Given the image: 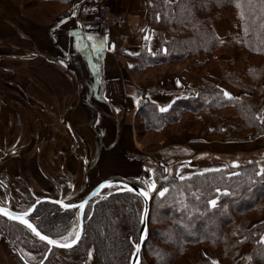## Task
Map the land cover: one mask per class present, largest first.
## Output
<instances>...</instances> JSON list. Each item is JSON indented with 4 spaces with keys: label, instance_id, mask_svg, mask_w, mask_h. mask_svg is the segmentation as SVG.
Instances as JSON below:
<instances>
[{
    "label": "trees",
    "instance_id": "1",
    "mask_svg": "<svg viewBox=\"0 0 264 264\" xmlns=\"http://www.w3.org/2000/svg\"><path fill=\"white\" fill-rule=\"evenodd\" d=\"M144 1L158 49L155 53L139 51L129 69L137 72L188 63L200 87L194 95L174 100L166 111L150 102L145 92L135 91L137 132L160 133L175 126L181 114L195 117L205 111L198 117L200 140L217 135L220 141L233 143L245 140L247 134L250 139L262 137L264 0ZM225 11L232 14L234 25L220 36L215 24ZM213 72L237 87L239 95L225 96ZM259 158L183 178L161 165L153 166L155 186L150 193L147 240L140 264H238L240 250L247 244L251 264H264V154ZM129 182L142 186L139 179ZM164 189L167 191L161 196ZM110 193L107 190L86 208L83 235L70 251L84 258L92 247L96 264H128L138 238L142 200L129 192ZM30 221L45 236L63 242L71 239L68 232L76 226L77 216L76 211L41 203ZM0 236L15 251L20 264H35L48 252L28 229L1 217ZM20 246L33 256H23ZM56 251L52 249L43 264H57L52 261ZM73 264L86 261L78 259Z\"/></svg>",
    "mask_w": 264,
    "mask_h": 264
},
{
    "label": "crops",
    "instance_id": "2",
    "mask_svg": "<svg viewBox=\"0 0 264 264\" xmlns=\"http://www.w3.org/2000/svg\"><path fill=\"white\" fill-rule=\"evenodd\" d=\"M89 1L39 2L25 11L10 0L8 4L0 0V113L8 116L0 119L7 125L29 120L39 126L42 141L63 139L64 150L58 148L63 157L70 156L71 145L65 141H111L106 149L99 145L101 151L97 146L92 167L96 170L98 159L113 158L121 141L138 138L135 91L145 92L150 102L166 111L177 98L194 95L198 85L187 63L129 69L139 51L158 49L144 0H95L127 18L125 26L108 36L92 24L52 25L61 11ZM100 165L105 170L111 167L104 159Z\"/></svg>",
    "mask_w": 264,
    "mask_h": 264
},
{
    "label": "rangeland",
    "instance_id": "3",
    "mask_svg": "<svg viewBox=\"0 0 264 264\" xmlns=\"http://www.w3.org/2000/svg\"><path fill=\"white\" fill-rule=\"evenodd\" d=\"M1 1L5 4L9 2V0ZM10 1L25 11L31 10L35 5L32 0ZM233 25L232 14L225 11L221 13L215 27L217 33L223 36L231 31ZM215 73L213 72V75L218 78V83L223 89L229 88L239 95L240 90L237 87L227 84L224 78H220ZM195 80L200 87V81L197 78ZM204 113L205 111H201L195 117L188 113L181 114L175 126L168 127L160 133H138L136 141H121L120 146L115 148V156L107 158L108 160L104 157L99 158L98 168L95 170L94 167L92 170L98 156L95 155L97 146L101 151L99 145L106 149L107 146L110 147L111 141H65L66 144L71 145L70 156L63 157L59 154L64 150L62 149L63 139L42 141L43 138L38 135L39 126L29 123V120L27 122L22 120V124L20 122L14 125L4 124L1 119L8 116L1 112L0 205L8 203L10 209L26 212L36 199L47 195L57 198L59 193L64 197L74 198L71 203H75L100 181L108 178L126 182L139 179L142 182H140L141 187L147 188L152 193L154 187L150 188L149 185L154 184L151 178L153 166L161 165L177 177L183 178L196 173L219 170L235 163L241 164L252 159L260 160V154H264V135L250 139V134H247L245 140L233 143L222 142L217 135L200 140L199 132L202 125L198 117ZM258 115L260 117V111ZM59 147L61 151H58ZM40 152L44 156L40 155ZM103 159L111 165L109 170L102 169L100 164H103ZM77 232L78 221L75 227L69 229L68 234L72 236L71 239L63 242L55 241L69 243L76 237ZM247 247L250 249V255H248ZM74 248L75 246L68 249L67 253H63L62 250L56 251L52 261L56 260L57 262H54L57 264H73L78 259H84L86 264H96L92 247L84 258L70 251ZM19 252L25 257L33 256L23 246L19 247ZM42 260L38 261L36 258L33 262L38 261L35 263L38 264ZM237 263L251 264L250 245L247 244L241 248ZM0 264H20L15 251L13 252L7 246L2 236H0Z\"/></svg>",
    "mask_w": 264,
    "mask_h": 264
},
{
    "label": "water",
    "instance_id": "4",
    "mask_svg": "<svg viewBox=\"0 0 264 264\" xmlns=\"http://www.w3.org/2000/svg\"><path fill=\"white\" fill-rule=\"evenodd\" d=\"M106 181H108L110 183H105ZM102 184L104 186L100 187ZM108 189H115V190H113L112 193H110L108 195L116 194V193L129 192V193H133V194L137 195L142 200L143 205H142V210H141V214H140L139 232H138L137 241L135 243V244H139L140 247H139L137 255H133V253H136V251H137L135 248V244L133 245V249H132L129 261H128V264H133V261H135V264H140L141 250H142V247L147 240V218H148V213H149V203H150L151 194L147 188L145 189L144 187L137 186V185L132 184L130 182H126L124 180L112 179V178L104 179V180L100 181L95 187L91 188L89 190L88 194L83 198V200H81L78 203H74V204H67L66 198L62 199L61 196L58 199H52V198L45 197V198L36 199L34 204H33V205H35V207H33V205L30 207L32 209L31 211L18 212V211H14V210L10 209L8 206V203H5L4 205H0V208L5 209L9 213L16 214L17 218H12L11 216L5 215L2 212H0V217L3 219H6L8 221L17 223L19 225H22L23 227L28 229L37 238L38 241L42 242L43 244H45L48 247V252L46 253L42 262L38 263V264H43V262L46 260V258L48 256L49 252L52 249L68 250V249H72L74 246H76L78 244V242L80 241V239L83 235V214H84L85 207L88 205V203L92 199L100 196L104 190H108ZM129 189H132V190L130 191ZM142 192H147L148 193L147 197L142 195ZM42 202H49V203L55 204L63 210L76 209L78 211V214H79V218H78L79 238L77 239V237H75L73 239V240H76V243L73 244L71 241V242L65 243V244L59 243V242H56L55 244H49L47 240H41L40 237L37 236L32 231V229L27 226V224L22 222V220L20 218L21 214L27 213L26 215L23 216V219L27 220L29 223L32 224L33 227L36 228V226L30 221V217L34 213V211L36 210L38 205ZM82 202L84 203V207L80 208L79 205ZM64 205H71L72 207H64ZM142 217H143V223L141 222ZM37 231H39V230L37 229ZM42 235H44V234H42ZM49 239H51V238H49Z\"/></svg>",
    "mask_w": 264,
    "mask_h": 264
},
{
    "label": "built area",
    "instance_id": "5",
    "mask_svg": "<svg viewBox=\"0 0 264 264\" xmlns=\"http://www.w3.org/2000/svg\"><path fill=\"white\" fill-rule=\"evenodd\" d=\"M64 21H76L82 24H92L99 26L103 34L108 36L114 28L127 24V18L123 12L115 11L109 5L100 4L95 0L89 1L84 6L72 5L59 13L52 25H57ZM114 60L118 62V55L113 52Z\"/></svg>",
    "mask_w": 264,
    "mask_h": 264
},
{
    "label": "snow or ice",
    "instance_id": "6",
    "mask_svg": "<svg viewBox=\"0 0 264 264\" xmlns=\"http://www.w3.org/2000/svg\"><path fill=\"white\" fill-rule=\"evenodd\" d=\"M157 18H159V16H157ZM88 39L91 40L92 37H88ZM146 39H147V37H146ZM224 95H225V96H229L230 94H229L228 92L225 91V92H224ZM160 111H165V109H164V108H161ZM262 171H264V170H262ZM105 183H110V182L106 181ZM103 186H104V185L102 184L100 187H103ZM154 186H155L154 184L149 185L150 188H151V187H154ZM129 190L131 191L132 189H129ZM166 191H167V189H164L163 191L160 192V195L163 196V195H164V192H166ZM142 195H144L145 197H147L148 193H147V192H142ZM210 203H211V204H215V201H210ZM33 207H35V205H33ZM64 207H72V206H71V205H64ZM79 207H80V208H83V207H84V203L82 202V203L79 205ZM31 210H32V209L30 208L28 211H31ZM0 212L4 213L5 215H9V216H11L12 218H17V217H16V214H14V213H9V212H7L5 209H3V208H0ZM26 214H27V213H22V214H21L20 218H21L22 222L25 223V224H27V226H28L29 228H31L32 231H33L37 236H39L41 240H47L49 244H55V243H56L55 240H51V239H49L47 236L42 235L39 231H37V229H36L35 227L32 226L31 223H29L27 220H24V219H23V216L26 215ZM141 222L143 223V217L141 218ZM76 237H77V239L79 238V233H78V232L76 233ZM65 239H67V237H66ZM72 243H73V244L76 243V240H72ZM139 247H140L139 244H135V248H136L137 251H136V253H133V255H137L138 250H139ZM133 264H135V261H133Z\"/></svg>",
    "mask_w": 264,
    "mask_h": 264
},
{
    "label": "flooded vegetation",
    "instance_id": "7",
    "mask_svg": "<svg viewBox=\"0 0 264 264\" xmlns=\"http://www.w3.org/2000/svg\"><path fill=\"white\" fill-rule=\"evenodd\" d=\"M117 180H121V179H117ZM72 188H74V186H72ZM108 190H111L112 192H113V190H115V189H108ZM106 191L107 190H104L102 193H101V195L100 196H98V197H96V198H94V199H92L89 203H88V205L85 207V210H86V208L90 205V204H93L96 200H98V199H101L103 196H105L106 195ZM89 192V191H88ZM88 192L80 199V200H78V202H80L81 200H83V198L88 194ZM58 197L57 198H55V197H51V196H44V197H41V198H45V197H48V198H52V199H58L60 196H61V198L63 199V198H66V202H67V204H74V203H71V201H73V199L74 198H70L69 196H62V194L61 193H59L58 195H57ZM78 202H75V203H78ZM42 203H49V202H42ZM41 204V203H40ZM39 204V205H40ZM50 204H52V203H50ZM38 205V206H39ZM53 205H55V204H53ZM57 206V205H56ZM57 207H59V206H57ZM38 208V207H37ZM36 208V209H37ZM60 208V207H59ZM61 209V208H60ZM61 210H63V209H61ZM68 210H73V211H76V216H77V221H78V218H79V214H78V211L76 210V209H68ZM85 210H84V214H83V224H84V215H85ZM36 211V210H35ZM34 211V212H35ZM63 211H65V210H63ZM34 214V213H33ZM32 214V215H33ZM31 215V216H32ZM31 218V217H30ZM58 250V249H57ZM45 262V261H44Z\"/></svg>",
    "mask_w": 264,
    "mask_h": 264
}]
</instances>
